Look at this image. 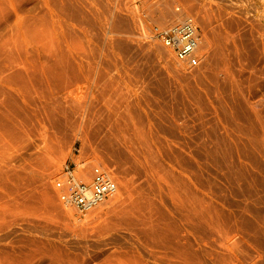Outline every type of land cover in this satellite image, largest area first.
Listing matches in <instances>:
<instances>
[{"label": "rangeland", "instance_id": "1", "mask_svg": "<svg viewBox=\"0 0 264 264\" xmlns=\"http://www.w3.org/2000/svg\"><path fill=\"white\" fill-rule=\"evenodd\" d=\"M66 1L0 0V264H264V0ZM176 6L194 69L139 35ZM91 163L118 190L79 214Z\"/></svg>", "mask_w": 264, "mask_h": 264}, {"label": "built area", "instance_id": "2", "mask_svg": "<svg viewBox=\"0 0 264 264\" xmlns=\"http://www.w3.org/2000/svg\"><path fill=\"white\" fill-rule=\"evenodd\" d=\"M198 31V26L190 19L171 26L152 25L150 31H141L140 27L142 37L155 39L171 51L175 60L191 68L199 67L201 63L197 53ZM65 173L64 178L55 181V187L59 191L58 199L64 207L72 208L79 214L88 213L116 190L113 173L100 166L93 167L90 183L76 178L73 169H67Z\"/></svg>", "mask_w": 264, "mask_h": 264}, {"label": "bare ground", "instance_id": "3", "mask_svg": "<svg viewBox=\"0 0 264 264\" xmlns=\"http://www.w3.org/2000/svg\"><path fill=\"white\" fill-rule=\"evenodd\" d=\"M48 1V0H47ZM50 1H52V0H50ZM58 1V0H57ZM66 1V0H65ZM68 1V0H67ZM66 1V2H67ZM49 3V2H48ZM51 3V2H50ZM65 2H63L62 3V5L64 4ZM68 4L70 3L69 1L67 2ZM67 3H65V5H67ZM60 5H61V3H59ZM51 5V4H50ZM60 6L61 8H63L64 6ZM47 6V5H46ZM52 6H54V5H52ZM51 6V7H52ZM68 6V5H67ZM72 6V5H71ZM192 6H194V5H191L190 7H192ZM48 7H50L49 6V4H48ZM195 7L196 6H194V9H195ZM59 8V7H58ZM67 8H69L70 9V7H67ZM66 8V9H67ZM149 8V7H148ZM65 8H63V10H64ZM71 9H74V7H72ZM147 9V8H146ZM190 9H193V7L192 8H190ZM193 9V10H194ZM197 9V8H196ZM160 10H162V9H160ZM47 11V10H46ZM56 11H58V10H55V12ZM67 11V10H66ZM71 10H68V12H70ZM75 11H76V9H75ZM75 11H73V12H75ZM147 11V10H146ZM195 11V10H194ZM55 12H53V13H55ZM160 12V13H159ZM158 13L161 15L164 11L162 10V11H159ZM174 12H175V14H177V16H175L176 18H174L172 21H169V22H159V21H155V22H153V23H150V24H146L145 22L143 23H140V25L138 26V28H139V35L140 36H142V32H140V27H141V31H142V29H144V31L145 30H148V31H150V29H151V26L152 25H160V26H171V25H173L174 23H179V22H181V21H184V20H188V19H190L193 23H195V25L196 26H198V24H197V22L194 20V18L192 17V16H189L188 14L187 15H185L183 12H181V9H180V7L179 6H176L175 8H174ZM197 12H199V11H197ZM37 13V12H36ZM47 13H48V15H49V12L47 11ZM75 13H77V12H75ZM143 13H145V12H143ZM142 13V14H143ZM167 13V12H166ZM182 13H183V15H182ZM195 14H196V11L194 12ZM51 14H52V11H51ZM64 14H65V12H64ZM68 14H72V12L71 13H68ZM147 14V12L145 13V15ZM149 14V13H148ZM163 14H165V13H163ZM199 14H201V13H199ZM205 13H203V15H204ZM38 15V14H37ZM73 15H75V14H73ZM96 15V14H95ZM145 15H143V16H145ZM179 15V16H178ZM203 15H200L201 17V19L203 20ZM55 16H56V14L54 15V16H52V17H54L55 18ZM57 16H58V14H57ZM56 16V17H57ZM62 16V15H61ZM69 16L70 15H68L66 18H67V20L68 19H70V20H72V16H71V18H69ZM76 16H79L78 14H76ZM81 16V15H80ZM90 16H91V14H90ZM165 16V15H164ZM50 17V16H49ZM51 17V18H52ZM59 17V16H58ZM74 17V16H73ZM82 17V16H81ZM80 17V18H81ZM85 16H83V18H84ZM203 17V18H202ZM50 18V19H51ZM65 18V19H66ZM76 18H78L79 20H80V18L79 17H76ZM90 18V17H89ZM153 18V17H152ZM64 19V18H63ZM78 19H77V21H78ZM164 19H166V17L164 18ZM54 20V19H53ZM56 20V19H55ZM75 20V19H74ZM147 20V19H146ZM59 21H61V23H62V21H64V20H59L58 19V22ZM76 21V22H77ZM85 21V20H84ZM88 21V20H87ZM86 21V22H87ZM200 21V20H199ZM50 22V21H49ZM65 22V21H64ZM70 22V21H69ZM72 22V21H71ZM79 22V21H78ZM82 22V21H81ZM92 22V21H91ZM57 23V22H56ZM73 23H75V21L73 22ZM82 23H84V22H82ZM51 24V23H50ZM55 24V23H54ZM53 24V25H54ZM63 25H64V23H62ZM67 24V23H66ZM76 25L78 24V23H75ZM84 24H86V23H84ZM203 24V23H202ZM40 25H41V23H40V19L38 18L37 19V28H36V31H40V33H41V28H40ZM76 25H74V28L76 27ZM80 25V24H79ZM78 25V26H79ZM59 26V25H58ZM203 26V25H202ZM205 26H206V24H205ZM52 27V26H51ZM55 27H56V25H55ZM67 27H69L68 26V24H67ZM53 28V27H52ZM63 28V27H62ZM73 28V29H74ZM54 29V28H53ZM56 29V31H59V29L58 28H55ZM54 29V30H55ZM69 29H70V27H69ZM62 30V29H61ZM71 30V29H70ZM77 30V29H76ZM53 31V30H52ZM66 31V30H65ZM69 30H67L66 31V33H65V35L67 36V34L69 33L68 32ZM68 32V33H67ZM199 32V31H198ZM40 33H38V34H40ZM37 34V35H38ZM60 34V33H59ZM199 34V33H198ZM227 34H229V33H227ZM58 35V34H57ZM64 35V36H65ZM62 35H60V37H61ZM231 36V35H230ZM68 37V36H67ZM67 37H64V38H67ZM234 37V36H233ZM63 38V36H62V39H64ZM151 40H153V41H156L155 39H153V38H150ZM157 43H159L158 41H156ZM239 43V42H238ZM160 45H162L161 43H159ZM230 44V43H229ZM202 39H201V36H200V34H199V39H198V49H197V53H198V55H199V58L201 59V63H200V65L202 64V62H203V60H204V57H205V55H203L204 53H202ZM164 48H166L164 45H162ZM228 46V45H227ZM238 47V46H237ZM229 48V47H228ZM231 48V47H230ZM167 49V51L169 52V53H171V51L168 49V48H166ZM241 49V48H240ZM230 50H232V49H230ZM229 50V51H230ZM226 52V51H225ZM228 53V52H227ZM172 54V53H171ZM173 55V54H172ZM175 59V58H174ZM225 59V58H224ZM235 60V59H234ZM176 61V64H178L179 65V67H181V68H185V69H194V67L193 68H191V67H189L187 64H185V63H183V62H180V61H177V60H175ZM231 61V60H230ZM233 61V60H232ZM232 63V62H231ZM240 63V62H239ZM225 65V64H224ZM235 66V65H234ZM228 67V66H227ZM233 67V66H232ZM197 68V67H196ZM240 68H241V66H240ZM228 69V68H227ZM241 70V69H240ZM228 71V70H227ZM13 72V71H12ZM16 73V72H15ZM9 75H10V73H8ZM12 74H14V73H12ZM236 74H237V72H236ZM6 75H7V73H6ZM5 75V78L7 77ZM4 77V76H3ZM240 77H242V76H240ZM4 78V79H5ZM10 78V77H9ZM13 77H11V79H12ZM247 78V77H246ZM251 78V77H250ZM253 78V77H252ZM7 79V78H6ZM242 79V78H241ZM2 80H3V78H2ZM1 80V81H2ZM9 80V79H8ZM6 81V80H5ZM11 82V81H10ZM236 82V81H235ZM7 83V82H6ZM234 86H235V84H234ZM237 87V86H236ZM240 87V86H239ZM229 89V88H228ZM244 89V88H243ZM242 90V89H241ZM239 91V90H238ZM240 92V91H239ZM230 93V92H229ZM242 93V92H241ZM234 94V93H233ZM240 94V93H239ZM229 96V95H228ZM233 96V95H232ZM248 96V95H247ZM238 101V100H237ZM239 102L241 103V101L239 100ZM252 104V103H251ZM255 104V103H254ZM243 107H244V105H243ZM83 109V108H82ZM87 110H88V108H87ZM251 110V109H250ZM256 111V110H255ZM112 112V111H111ZM90 118V117H89ZM88 118V119H89ZM87 119V118H86ZM88 123V122H87ZM110 129V128H109ZM85 134V133H84ZM86 145V144H85ZM89 145V144H88ZM87 145V146H88ZM94 166H100V167H102L103 169H105V170H107L105 167H103L100 163H91L90 164V167H89V171L88 172H82V173H77L76 172V170H75V165H74V167L72 168L73 169V175L76 177V178H78V179H80V180H82V181H84V182H87V183H90L91 182V174H92V171H93V167ZM67 169H69L68 167H66V169L64 170V171H62V174L58 177V178H64L65 176H66V173H65V171L67 170ZM71 170V169H70ZM57 178V179H58ZM114 178V177H113ZM66 179V178H65ZM65 179H63V180H65ZM55 181H56V179H55ZM55 181H54V188L56 189V187H55ZM115 182H116V180H115ZM57 190V189H56ZM117 190H118V185H117V183H116V190H115V192L112 194V195H110L108 198H110L111 196H113V195H115V193L117 192ZM58 191V190H57ZM58 194H59V191H58ZM107 200V199H106ZM106 200H104L103 202H101L97 207H99L101 204H103ZM97 207H95L94 209H96ZM72 209V208H71ZM94 209H92V210H90L89 212H91V211H94ZM70 211V210H69ZM88 212V213H89ZM70 214V213H69ZM186 215H189V214H186ZM70 217H71V215H70ZM186 219H188V217H186ZM189 219H190V217H189ZM184 220V219H183ZM191 220V219H190ZM240 222V221H239ZM243 222V221H242ZM186 224V223H185ZM190 224V223H189ZM188 228H191L190 226H188V225H186ZM186 227V228H187ZM191 230H189V232H190ZM188 232V233H189ZM188 243V242H187ZM187 245V244H186ZM185 245V246H186ZM186 249V248H185ZM191 250H193V249H191ZM189 252H191V251H189ZM185 254V253H184ZM187 255V254H186ZM172 262V261H171ZM171 262H170V264H171ZM175 264H176V262H174Z\"/></svg>", "mask_w": 264, "mask_h": 264}]
</instances>
